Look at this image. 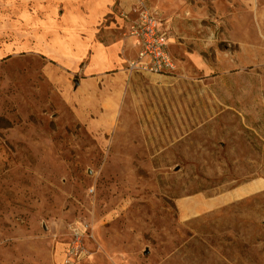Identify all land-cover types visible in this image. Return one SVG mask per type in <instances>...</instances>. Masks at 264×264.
<instances>
[{
	"label": "rangeland",
	"instance_id": "1",
	"mask_svg": "<svg viewBox=\"0 0 264 264\" xmlns=\"http://www.w3.org/2000/svg\"><path fill=\"white\" fill-rule=\"evenodd\" d=\"M142 9L175 73L130 69L115 25L123 60L89 74L93 41ZM252 182L264 0H0V264H264ZM75 225L83 251L69 258Z\"/></svg>",
	"mask_w": 264,
	"mask_h": 264
},
{
	"label": "built area",
	"instance_id": "2",
	"mask_svg": "<svg viewBox=\"0 0 264 264\" xmlns=\"http://www.w3.org/2000/svg\"><path fill=\"white\" fill-rule=\"evenodd\" d=\"M127 33L136 49L135 58L128 66L151 74H173L177 69L176 60L168 48L167 32L155 15L142 9L127 26ZM82 226L72 228L71 239L67 244L66 256L77 257L83 251Z\"/></svg>",
	"mask_w": 264,
	"mask_h": 264
},
{
	"label": "crops",
	"instance_id": "3",
	"mask_svg": "<svg viewBox=\"0 0 264 264\" xmlns=\"http://www.w3.org/2000/svg\"><path fill=\"white\" fill-rule=\"evenodd\" d=\"M111 1L112 0H96V6L99 7L100 4H102L103 7H107V4H110ZM102 10V8H96V12H90L84 19L89 21V23H92L96 17L102 14ZM107 11L108 9L106 8L105 12ZM115 25H117L118 28H121L122 25H124L127 30L128 23L123 18H118V23H114L113 27L108 30L104 42L93 41V45L89 47V50L91 51V60L88 64L89 74H105L109 70L116 67L117 64L123 60L127 50V45L129 48L130 41L126 37V33L124 31L120 35L117 33L118 31L116 30ZM80 46L79 50L80 52H83L85 47L83 44H80ZM79 60H81V58Z\"/></svg>",
	"mask_w": 264,
	"mask_h": 264
},
{
	"label": "bare ground",
	"instance_id": "4",
	"mask_svg": "<svg viewBox=\"0 0 264 264\" xmlns=\"http://www.w3.org/2000/svg\"><path fill=\"white\" fill-rule=\"evenodd\" d=\"M264 184L262 182H252L250 183L247 187V192L255 190V189H259L263 186Z\"/></svg>",
	"mask_w": 264,
	"mask_h": 264
}]
</instances>
